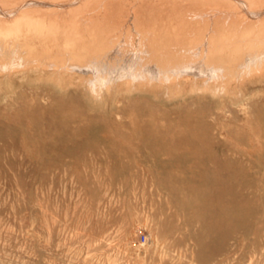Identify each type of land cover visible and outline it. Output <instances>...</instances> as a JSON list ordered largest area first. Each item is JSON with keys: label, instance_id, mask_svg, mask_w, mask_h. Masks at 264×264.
I'll return each instance as SVG.
<instances>
[{"label": "rangeland", "instance_id": "rangeland-1", "mask_svg": "<svg viewBox=\"0 0 264 264\" xmlns=\"http://www.w3.org/2000/svg\"><path fill=\"white\" fill-rule=\"evenodd\" d=\"M230 107L241 120L187 134L192 122L147 133L109 107L64 116L0 104V264H264V104L253 119ZM203 169L214 178L202 184Z\"/></svg>", "mask_w": 264, "mask_h": 264}, {"label": "bare ground", "instance_id": "bare-ground-1", "mask_svg": "<svg viewBox=\"0 0 264 264\" xmlns=\"http://www.w3.org/2000/svg\"><path fill=\"white\" fill-rule=\"evenodd\" d=\"M263 82L264 0H0V104L20 111L73 116L78 108L109 107V119L150 124L147 133L176 119L192 122L191 134L219 118L241 120L230 105L256 118ZM199 99L216 109L197 106ZM213 178L204 170L202 184Z\"/></svg>", "mask_w": 264, "mask_h": 264}, {"label": "built area", "instance_id": "built-area-1", "mask_svg": "<svg viewBox=\"0 0 264 264\" xmlns=\"http://www.w3.org/2000/svg\"><path fill=\"white\" fill-rule=\"evenodd\" d=\"M143 238H145V236L143 235Z\"/></svg>", "mask_w": 264, "mask_h": 264}]
</instances>
